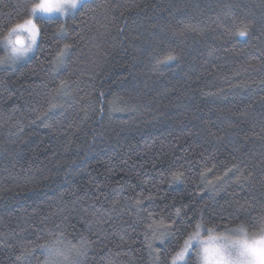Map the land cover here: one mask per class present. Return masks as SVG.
I'll return each mask as SVG.
<instances>
[{
  "label": "trees",
  "instance_id": "obj_1",
  "mask_svg": "<svg viewBox=\"0 0 264 264\" xmlns=\"http://www.w3.org/2000/svg\"><path fill=\"white\" fill-rule=\"evenodd\" d=\"M23 5L0 0V35ZM38 23L34 55L0 65V264H45L38 245L58 224L51 238L87 239L80 264H171L194 232L258 230L264 0H90ZM244 24L247 37L233 34ZM62 82L70 94L45 126Z\"/></svg>",
  "mask_w": 264,
  "mask_h": 264
},
{
  "label": "clouds",
  "instance_id": "obj_2",
  "mask_svg": "<svg viewBox=\"0 0 264 264\" xmlns=\"http://www.w3.org/2000/svg\"><path fill=\"white\" fill-rule=\"evenodd\" d=\"M83 2L84 0H34L27 16L13 23L0 35V65L14 66L34 54L42 32L39 17L66 18L73 15ZM210 236L217 238L210 240ZM245 238L250 249L239 256L238 245L234 241ZM214 247H218L228 258V264H264V229L261 226L256 231L244 228L243 232H239L238 238L207 231L203 235L193 234L186 249V258L182 261L184 264H219V257L212 252Z\"/></svg>",
  "mask_w": 264,
  "mask_h": 264
},
{
  "label": "snow or ice",
  "instance_id": "obj_3",
  "mask_svg": "<svg viewBox=\"0 0 264 264\" xmlns=\"http://www.w3.org/2000/svg\"><path fill=\"white\" fill-rule=\"evenodd\" d=\"M23 7H24V10L28 13L29 10L32 8V3L30 2V0H24ZM11 25L5 24L4 25L5 31ZM196 30H197L196 27L193 25H190V24L185 25V31H196ZM57 32L59 34H61L62 37L67 36V29L64 27L63 24H61V26L57 29ZM233 34L238 35L241 38H245L249 35V26L247 24H244L242 26H238ZM40 36H42V33H40ZM70 48H71V45L65 43L63 45V48L59 49L57 51V53L55 54V59H54L53 63L56 65L57 68H59L60 66H62L65 63ZM178 59H179L178 55L169 54L164 58L163 61L157 59L156 63L160 64V63H165V62H175V61H178ZM153 70L158 71L157 68H154ZM69 94H70V86L67 84V82H62L59 85V87L57 88L55 94H53L49 98L48 107L45 110V112L41 115V120L44 122L45 126H47V121L52 119L54 117V115L56 114V109L62 107V105H59L56 102L57 98L60 96H66ZM22 130H23V127L21 126L20 131H22ZM229 171H232V170L229 169ZM236 174H238L239 177H243V173L239 172V169H237ZM183 175H184L183 171L179 170V169L171 172V177H172L173 181L179 180L180 177ZM148 199H152V197L149 196ZM142 203H143L142 199H137L135 201V204L137 206L141 205ZM241 210L243 211V206H241ZM180 213H181V210L177 209L176 210V216L179 217ZM203 215H205V214H201V219L203 218ZM258 222H259L261 228L264 229V212L261 213V216L259 217ZM86 223H90V222H86ZM176 223H177L176 221H173L170 224V228L173 232L175 231ZM189 223H191V221ZM195 227L199 228L200 224L197 223L195 225ZM243 230H244L243 226L236 229V231H238V232H243ZM57 233H59L61 236H63L64 227L62 224H58L56 226L55 231L49 230V237L50 238L47 240L46 243L38 245L43 250L42 254L46 256L45 264H80V257L85 255L86 246H87V239L85 238V239L81 240L79 246H74L71 244L64 243L60 239L51 238V237L55 236ZM193 234L199 235L200 233L197 231V232H194L190 235H187V238L184 240L183 247L181 248V250L176 252L175 256L172 257L173 262L175 260H183L186 258V249L188 247L189 239L191 238V235H193ZM166 235H167V233H161V238L159 241V247L157 249L158 251L163 252L165 255H167V248L165 247V245L167 244V240L164 239V236H166ZM245 236H246V234H245ZM216 238L217 237H215V236L209 237L210 240H215ZM234 243L236 245H238V255L239 256H243L250 249V245L248 244L246 238L234 241ZM150 248H151V246H150ZM26 252H27V250H26ZM212 252L214 255L219 257V264H228V258L225 257L223 252L218 247H214L212 249Z\"/></svg>",
  "mask_w": 264,
  "mask_h": 264
},
{
  "label": "rangeland",
  "instance_id": "obj_4",
  "mask_svg": "<svg viewBox=\"0 0 264 264\" xmlns=\"http://www.w3.org/2000/svg\"><path fill=\"white\" fill-rule=\"evenodd\" d=\"M87 1H90V0H84V2L81 4V6H82L85 2H87ZM81 6H80V7H81ZM80 7H79V8H80ZM56 18H60V19H61V17H59V16H55V17H52V18H47V17H43V16L39 17V19H56ZM63 19H65V18H63ZM38 42H39V41H38ZM35 51H36V50H35ZM34 53H35V52H34ZM33 55H34V54H31V55L29 56V58L20 61L19 63L15 64L14 66H9L8 64H5V65H6L8 68L13 69V68L19 66L20 64H23V63H25L26 61H28ZM199 233H200L201 235H203L205 232H204V231H201V232H199ZM209 233H211V234H215V235H221V236H232L233 238H238V236H239V232L236 231V230L225 231V232H220V233H215V232H209ZM171 264H184V262H183L182 260H175V261L173 262V260H172Z\"/></svg>",
  "mask_w": 264,
  "mask_h": 264
}]
</instances>
